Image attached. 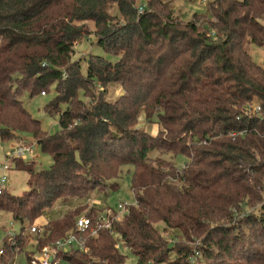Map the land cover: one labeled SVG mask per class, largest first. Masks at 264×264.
<instances>
[{
	"label": "trees",
	"instance_id": "trees-1",
	"mask_svg": "<svg viewBox=\"0 0 264 264\" xmlns=\"http://www.w3.org/2000/svg\"><path fill=\"white\" fill-rule=\"evenodd\" d=\"M172 1L137 12L136 0H0V140L30 132L52 159L47 170L13 160L28 190L0 194L20 225L0 264L25 246L26 223L43 229L37 250L63 237L128 165L133 204L94 235L101 212L87 209V252L57 264H129L121 248L135 264H264V67L249 54L264 50V0H208L186 21ZM90 35L119 59L90 55L82 73L74 46ZM52 85L48 134L18 97ZM70 199L84 208L44 222Z\"/></svg>",
	"mask_w": 264,
	"mask_h": 264
},
{
	"label": "rangeland",
	"instance_id": "rangeland-1",
	"mask_svg": "<svg viewBox=\"0 0 264 264\" xmlns=\"http://www.w3.org/2000/svg\"><path fill=\"white\" fill-rule=\"evenodd\" d=\"M136 3L145 4V0H136ZM170 4L173 10V15L183 21H186L192 20L194 13L206 14L205 11L208 2L201 3V0H173ZM249 54L254 62L264 67L263 49L251 45L249 47ZM90 55H100L112 63L116 62L119 59L118 56L105 53L102 48L95 42V38L93 35H90L87 38L80 40L74 46V53L72 59L79 61L82 73H85V62L88 60ZM114 91L110 92V94L108 95H112V97H115L116 95L114 94ZM55 95V89L52 85L50 86L49 91L45 92L44 95L37 93L33 96H30L28 91H22V93L18 97V99L22 102L25 110L39 122L40 129L48 134H55L59 131V114H48L44 110L45 105L51 100H53ZM79 96L81 99H85V97H83L82 91L79 92ZM152 130L155 129L152 127ZM19 136H16L14 140H0V163L5 160V154H7L13 146L20 142L24 145L34 144V146L31 153H25L21 158L17 160L25 163L31 162L33 160L35 164L34 167H36L37 169H49L52 161L51 156L47 152L42 151L41 148L36 145L32 134L30 132H20ZM184 161V158L181 156H177L175 158V163L179 167L182 166ZM132 173V166H123L119 178L116 180L118 184L117 187L115 189L108 188L105 193H91L87 200V205H85L87 206V208L85 207V209H83L80 214L86 213L87 209L92 206L95 207L94 212L99 211L101 212L100 214H102L107 208H110L117 212L118 204L120 203L133 204L134 198L131 191ZM8 177L9 179L6 184L8 192L20 196L28 190V175L26 172L17 169L16 164L14 162H12L11 170L8 172ZM78 205L82 207V205H84V201L80 199L57 201L53 205V207L47 212V217H60L65 214L68 210L73 209ZM35 223L36 222H34L33 224L26 223L24 233L25 236L23 237L25 246H23L21 250H18L15 253L13 257V264H29L27 256L38 253L39 249L37 250L34 245V243H36L35 238L36 236H38V234L31 233L29 230L32 225L38 224ZM19 231L20 225L18 223H15L9 214H6L5 212L0 210V244L10 234H18ZM121 250L125 255H127L128 263L135 264V258L123 248H121ZM61 264L72 263L62 261Z\"/></svg>",
	"mask_w": 264,
	"mask_h": 264
},
{
	"label": "built area",
	"instance_id": "built-area-1",
	"mask_svg": "<svg viewBox=\"0 0 264 264\" xmlns=\"http://www.w3.org/2000/svg\"><path fill=\"white\" fill-rule=\"evenodd\" d=\"M208 0H201V3L207 2ZM137 12H141L144 9V4L136 5ZM40 94L44 95L45 92L42 91ZM259 110V107H256V111ZM34 144L24 145L23 143H17L15 146L10 149V151L5 154V160L0 163V194L7 191V182H8V172L11 170V165L13 160L19 159L25 153H31L33 150ZM126 210V203L118 204V211L115 215L112 213V209L107 208L104 213L100 214L97 217L96 228H91L90 232L92 235L96 234V231L101 228H110L112 221L119 219L122 216V213ZM90 220L87 217L86 213L79 214L75 218L74 227L63 237L55 240L50 245H44L38 250L37 254H31L29 258V264H57L59 262V255L62 252L68 250H77L78 252H87L86 240L83 236L89 226ZM31 233H36L39 235L42 234V227L38 225H32L29 228ZM6 240L12 244L15 242V234H10ZM5 254V250L0 244V257ZM13 264V262L11 263Z\"/></svg>",
	"mask_w": 264,
	"mask_h": 264
},
{
	"label": "crops",
	"instance_id": "crops-1",
	"mask_svg": "<svg viewBox=\"0 0 264 264\" xmlns=\"http://www.w3.org/2000/svg\"><path fill=\"white\" fill-rule=\"evenodd\" d=\"M6 214H7V213H6ZM50 218H51V217H47V216H46V217L44 218V222L47 221V220H49Z\"/></svg>",
	"mask_w": 264,
	"mask_h": 264
}]
</instances>
